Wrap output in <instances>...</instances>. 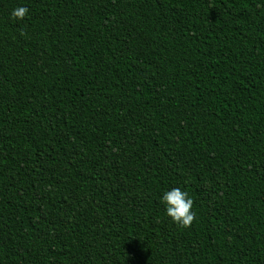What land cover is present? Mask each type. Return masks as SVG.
<instances>
[{
  "label": "trees",
  "instance_id": "16d2710c",
  "mask_svg": "<svg viewBox=\"0 0 264 264\" xmlns=\"http://www.w3.org/2000/svg\"><path fill=\"white\" fill-rule=\"evenodd\" d=\"M0 264H264V0H0Z\"/></svg>",
  "mask_w": 264,
  "mask_h": 264
},
{
  "label": "clouds",
  "instance_id": "9594fccd",
  "mask_svg": "<svg viewBox=\"0 0 264 264\" xmlns=\"http://www.w3.org/2000/svg\"><path fill=\"white\" fill-rule=\"evenodd\" d=\"M28 13L26 7L20 6L12 11V16L16 19H23ZM164 211L170 220L182 228H188L194 219L193 200L187 192L175 187L165 191L162 195Z\"/></svg>",
  "mask_w": 264,
  "mask_h": 264
}]
</instances>
